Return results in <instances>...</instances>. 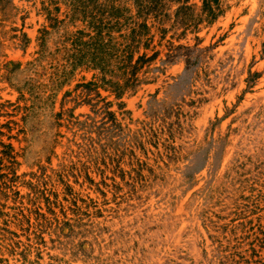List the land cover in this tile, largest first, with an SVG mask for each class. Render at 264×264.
Masks as SVG:
<instances>
[{"label":"rangeland","instance_id":"374dc122","mask_svg":"<svg viewBox=\"0 0 264 264\" xmlns=\"http://www.w3.org/2000/svg\"><path fill=\"white\" fill-rule=\"evenodd\" d=\"M205 1L0 0V264H264V0Z\"/></svg>","mask_w":264,"mask_h":264},{"label":"trees","instance_id":"16d2710c","mask_svg":"<svg viewBox=\"0 0 264 264\" xmlns=\"http://www.w3.org/2000/svg\"><path fill=\"white\" fill-rule=\"evenodd\" d=\"M175 1L180 2L181 0ZM71 3L74 9L73 14H81L83 17L87 15L86 9L88 0H71ZM114 12L118 13H111L109 14V17L113 18V20H117L115 23L117 28H122V25L120 24L123 17L122 12L116 9ZM203 12L210 22H215L223 13L221 5L219 4V0H206L203 4ZM100 16L103 17L102 15ZM92 19L96 20L94 18ZM103 21V19H98V25L94 27L99 39H102L103 32H111V27H109L110 24L108 23L104 25ZM126 24H129L130 27V35L125 36L124 38L128 43L126 48L121 51L120 55L115 54V56H112L105 52L98 58V64H94V67L102 74L100 83H102V85L104 86L111 87L117 98L123 96L126 91L138 86L140 83L139 76L141 72L144 70V68L154 62L159 56L158 51H155V49L150 50L151 45L153 44V38H150L148 36L150 35V29L147 25V21L141 24H133L132 22L130 24V22L128 21L126 22ZM142 49L144 50L143 53L140 52L142 51ZM149 50L153 52L152 55L147 54V51ZM115 57L119 65V67L117 68L121 77L119 79L123 80V85H120L118 83L111 84V82H107L106 80V76L108 73L106 67L109 66V63Z\"/></svg>","mask_w":264,"mask_h":264}]
</instances>
